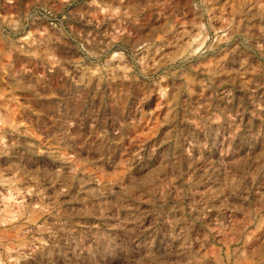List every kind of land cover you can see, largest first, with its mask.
<instances>
[{
  "label": "rangeland",
  "instance_id": "374dc122",
  "mask_svg": "<svg viewBox=\"0 0 264 264\" xmlns=\"http://www.w3.org/2000/svg\"><path fill=\"white\" fill-rule=\"evenodd\" d=\"M197 36L204 54L180 57ZM10 248L264 264V0H0L5 264Z\"/></svg>",
  "mask_w": 264,
  "mask_h": 264
},
{
  "label": "clouds",
  "instance_id": "9594fccd",
  "mask_svg": "<svg viewBox=\"0 0 264 264\" xmlns=\"http://www.w3.org/2000/svg\"><path fill=\"white\" fill-rule=\"evenodd\" d=\"M11 2V0H10ZM93 3H96V0H92ZM119 12V9L116 10ZM201 28H203V25H200ZM219 39V38H217ZM208 40L207 36H204L203 38H200L197 36L195 39L190 40V42L187 44V47L185 48L184 52L180 53V57H183L184 59H190L197 56H202L205 51V42ZM195 46V47H194ZM145 45L141 44L139 47H137L133 52V58H135V53L139 52L141 48H144ZM178 57V58H180ZM125 59L124 53L121 51H113L111 55L109 56V60H115V59ZM145 58H141L138 62L143 64ZM125 72L131 71V68H123L122 69ZM95 74V73H94ZM124 79H129L127 75L123 77ZM167 79V75H159L156 80H154L155 87L159 89L158 96L161 102H164L168 99L169 96V88L167 86H164V82ZM240 131V128L237 127L236 131L233 132V139H235L237 133ZM22 247V246H21ZM8 252V261L9 264H20L19 259L12 255L14 252H18V249L10 248L7 250ZM24 259H27V257H23ZM0 264H5V258L3 256H0Z\"/></svg>",
  "mask_w": 264,
  "mask_h": 264
}]
</instances>
